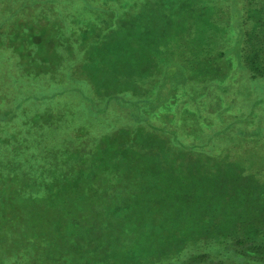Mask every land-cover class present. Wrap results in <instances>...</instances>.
I'll use <instances>...</instances> for the list:
<instances>
[{
  "label": "trees",
  "instance_id": "1",
  "mask_svg": "<svg viewBox=\"0 0 264 264\" xmlns=\"http://www.w3.org/2000/svg\"><path fill=\"white\" fill-rule=\"evenodd\" d=\"M6 1L0 258L264 264V0ZM33 13L71 29L82 17L83 58L56 59L22 25ZM58 116L61 151L51 141L32 153L21 135Z\"/></svg>",
  "mask_w": 264,
  "mask_h": 264
},
{
  "label": "rangeland",
  "instance_id": "2",
  "mask_svg": "<svg viewBox=\"0 0 264 264\" xmlns=\"http://www.w3.org/2000/svg\"><path fill=\"white\" fill-rule=\"evenodd\" d=\"M15 0H12V2H14ZM17 1V0H16ZM65 1V0H64ZM19 2V1H18ZM11 2H0V13L2 14V12L4 11V7H7V5H9ZM77 4L78 7V3L75 2ZM80 6V5H79ZM86 18L87 20L90 19L92 15H88L86 13ZM45 16H37L33 13V17L28 18L24 23H22V25H26L27 27L33 29L34 27L38 28L39 31L44 33V36L46 37L47 42L50 44V46L52 45V49H56L55 51V57H57L56 59L61 58V61L64 60V56L61 55L63 52H67V51H72L74 54H77L76 56L83 58L81 55H79V51L81 50L82 47L79 46V43H81L79 37V28L78 27H83L82 25V17L75 21L73 20L71 22V26L72 27H77V28H70L69 26L66 25V23H64L62 25L61 22L56 21V19L50 20V21H46ZM86 20V21H87ZM81 21V22H80ZM54 22H56L57 24H55ZM62 28H66L69 29L70 32L66 33L65 32V40H68V43L65 46L59 45L58 47L55 44V40H57V37L62 36V32H60L62 30ZM64 50V51H63ZM41 54V53H40ZM82 60V59H81ZM58 67L57 68H51L50 71L48 73H50V78L54 73H57L58 76H62V74L64 73L63 67L64 65H62V62H58ZM67 70V69H66ZM65 70V71H66ZM32 90H35L34 88H32ZM66 99H62L61 101V107L66 106ZM47 115V112L42 113V116L45 117ZM65 115V114H64ZM60 116H58L57 118H54L53 120H51L53 122V124H45V122H41L40 124H38V128L35 127V123L32 122V126H31V130H30V134L27 135H21L20 140L22 142H27L30 141V144H32L30 146L29 149L32 150V153L35 152H41L43 150V148H45L47 145H51V141L55 142L56 147H59L58 151H61V147H63V145L61 143H58V139H62L64 138V134H65V125H64V121H60L59 120ZM37 117L35 115H33L32 120H36ZM55 123V124H54ZM37 125V124H36ZM55 126L58 127V132L54 137H51V127ZM68 128V126H67ZM40 134V135H38ZM15 136H12V138H14ZM39 137V138H38ZM2 149H0L1 151ZM64 153V152H62ZM264 153V147H261V150H259L258 154H262ZM146 177L141 178V181H144ZM132 191V190H131ZM132 193L136 194V198L137 201H139V197H140V192H133ZM128 198V197H126ZM133 199V198H131ZM119 251H113L112 254L118 253ZM155 255L160 251H154ZM163 253L162 256V260H166L168 258H170L172 256L173 251H161ZM24 256L19 259L16 260V262L14 264H38L35 260V255L33 251H28V252H23ZM29 253H33V254H29ZM139 255L142 256V259L140 260L139 263L141 264H146V262L150 261L151 259L148 256V259L146 260V255H145V251H139L138 252ZM41 254H44L43 252H41ZM99 254H102V251H99ZM111 254V255H112ZM125 255L126 252L124 253ZM132 254L137 255V251H130V253L127 255L129 257V259L126 261L127 264L131 263V264H136L135 263V259L131 258ZM0 255H2L0 253ZM46 254H44L43 256H45ZM49 256L52 257V254H49ZM108 255H106L103 259L102 256H95V257H90V259H94L95 261L92 262V264H113L111 260H107ZM12 258L15 257L14 255L11 256ZM11 257L9 256L8 258L2 259L0 258V264H4L2 263V260L4 262H8L10 261ZM62 257L60 259H67L66 261L64 260L63 263H57V264H66V262H68L69 264H82L84 263L85 259H86V251H63L62 253ZM72 261V262H70ZM5 264H13L11 262L5 263ZM43 264H47L46 262Z\"/></svg>",
  "mask_w": 264,
  "mask_h": 264
}]
</instances>
